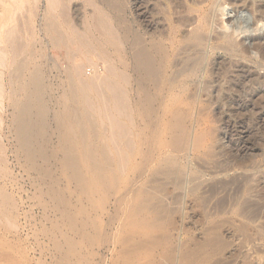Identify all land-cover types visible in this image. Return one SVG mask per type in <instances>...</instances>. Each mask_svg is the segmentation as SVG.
<instances>
[{
    "label": "rangeland",
    "instance_id": "1",
    "mask_svg": "<svg viewBox=\"0 0 264 264\" xmlns=\"http://www.w3.org/2000/svg\"><path fill=\"white\" fill-rule=\"evenodd\" d=\"M68 1L70 2L67 4ZM68 1L65 0L64 3V0H62V2L61 0H57L56 2L58 3H55L56 4L55 6L59 5V7H57L56 10L58 8L59 10H61L60 7L64 4L66 6L65 10L70 11L67 13V16H69L68 23L70 22L69 24H67V26L69 27V28L67 27L68 29L67 32L71 33L69 30L78 33L85 31V28L83 30L81 28L86 27V25H88L87 23L91 24L92 22V20H90L91 18L89 19L88 17L89 14H94L93 16L94 17L96 16V18L100 17V19L104 20V22L105 19H107L108 17L105 24L111 22L107 24V29L111 28V30L108 31L109 32L112 31V33L115 34V35L113 34L115 39L116 37L120 38L121 44H123L120 47V50L121 48L123 49L124 47H127L126 44L128 43L129 37H127L128 35L125 33L129 34L128 31L132 28V24L135 23V21H137V19H135V16L133 14L134 13L133 2L135 3V0H68ZM168 1L169 2H166L165 0H163V2L162 0H151V1L148 0V3L140 7L138 4V8H136L138 12L146 13L145 15L146 19L144 20L140 19V21L142 20L147 22L149 21L152 24L158 22L159 24H162L163 30H166L167 26L172 25L173 22L174 25L178 24L179 22L178 20L186 21V23L190 24L191 26L188 27L187 29L196 26L202 27L204 32L203 34H205V36L208 38V42H206L204 47L205 49L203 48L204 51L203 54L204 53L206 54L205 65H207L209 62L207 66L208 69L207 74H209L211 71L216 72L218 69H221L220 67L223 68L220 70V72L222 71L223 74L217 77L218 81L216 82L211 81V83H209L211 84L210 87H212V89L209 90L211 93L210 92L209 93L212 94V96L214 95L213 96L215 98L214 102L207 103L206 97L204 99V96H206L207 93L200 92L198 93V97H200L199 98L200 100L198 99L199 102L197 100L196 104H194L192 107L191 110L192 115L188 120V126H187L189 132L188 136H189L190 145L189 147H187V149H185V151L182 154H178L177 156L178 160L180 161L179 168L183 172V176L185 177L182 176L181 178H179L181 180L178 181L179 179L176 180V176H169V178H167L166 176H159L157 177L158 178L157 183L149 182L151 180V176L147 178V183L145 188L146 187L148 188V186L156 188L157 186V188L158 187L160 188V191L163 190L162 194H164L167 197V198L159 197L156 193L148 196L149 200H152L154 198V201L152 200L150 202L149 205L150 208L147 214L148 216L146 217L147 221L151 222L154 226V229H151L149 231V234L151 237L154 238H157L156 235H160L161 238L159 236L158 241H160L161 243L165 241L163 237H165L164 235H166V238L170 239V240L168 239L169 243L167 242L166 245L168 246L166 256L168 255L175 256L176 258H178V261L181 264H187V262L180 260L179 255H181L180 257H182L183 255L189 256V253L192 252L193 253L190 254L189 259L194 260V262H192L191 264H264V0H195V1L168 0ZM192 1L195 3L194 4L195 6L193 5V3H191ZM12 2L13 0L12 1L9 0V2L8 0H5V5H6L5 7L8 6L7 7L8 9L4 15H6L5 16L6 19H9L11 23L13 22L11 24L10 22L8 23L7 21L6 24H8V26H11L17 23V25L19 26V36L20 38H22V42L27 40L26 41L27 43L26 42L24 43L26 44L33 43L35 51H38L35 52V58L33 62L35 66L42 65V67L40 68L42 74L44 75V76L42 75L43 76L42 80L44 81L43 82L44 86L45 87L48 86L47 89H45L47 90L46 91L47 93L45 92L46 94L43 93L42 95V98H44L42 99L43 100L42 102H44L45 104L47 103L48 106L47 104L44 105V103H42L44 107L42 105L41 106L44 108L42 109V112L44 110L45 114L49 116L48 117L45 116V122L47 121L45 123V126L47 127L43 126L40 133V136L42 135L40 137V140H41V144L43 145V142L47 139L46 141L48 142L47 143H45L46 141L44 142L45 147L42 146L43 147L42 150L44 152V148L46 151L49 149L47 152L46 151L45 152L48 154H51V152H53L52 155L53 156L56 155L57 159L54 157L56 162L51 161L53 166L50 168L47 167L46 169H51V171L54 170L55 176L58 178L61 177L59 178L60 188H63L65 186L68 187V192L65 193V196H66V203L70 204V207L68 211L69 216L67 215V217H62L61 213L58 212H60V210H63L64 206L62 204L61 205L53 204L51 203L50 199L47 196H41L40 189L37 187L35 188L32 182V177L34 173L31 170L29 171L26 170L27 169L26 167H23L24 166L23 159L19 158V160L18 159L16 160V158L13 157L14 154H12L11 152L14 151L13 148L17 147V141L12 134L13 133L12 129H10L11 128V123L9 121L10 111L9 108L6 106L5 107L6 109H4L3 111L4 123H2L3 125L1 124L2 130L0 128V132L2 133H0V135L2 136L1 142L6 147L5 157L7 156L6 157L8 163L7 169L9 173H11V175L5 178L6 179L5 188L6 189L8 188L7 190H10L12 188L11 191L8 192L12 193L13 195L15 194L13 198L15 199V201H17L18 204V215L16 219V224H17L16 228L18 229L10 226H8V228L5 226L3 227L0 226V256L2 258V260H0L1 264H5V262L11 261L12 259L14 260V261L12 260L13 264H70V263L99 264V262L97 261L99 260L101 255L104 258V261L105 259L107 260L105 261V264H111V254L106 246L105 248H103L102 244L104 241L102 242V240L107 239L108 237L109 238L114 237V239H116L120 243L117 245L118 246L117 248L119 250V246H122L121 244L124 243L123 240H126L127 238L126 236L129 237L130 235V237L132 236V239L128 241L125 244V246L131 249H135L140 239L135 237V235L133 234L138 232L122 231L119 232L118 236L117 234L114 236V233L112 235V232L116 231L114 228H116L117 226L113 224L111 225L108 222L110 219L109 217L112 216L110 213L113 214V206L112 204H109L110 201L109 200L107 201V204H105L106 209L104 208V211L102 212L99 210L98 212L97 210L95 211L91 210L92 202L89 201V199L84 198L80 195L77 196L74 193L75 187L73 186V184L69 183V177L60 174L57 169L58 168L57 165H59L60 163V162L58 163V161L61 158V153H62V151L59 152L58 150V149L62 150L61 149L62 131H60L58 126L56 127L57 120L55 116L63 112L64 109L66 111L69 106L68 104L69 101L67 100V96L65 97L66 95L65 89H68V84H67L68 77L66 75V70H63L67 67V60L66 58H64L65 57L64 55L63 57L60 56L62 55L60 50L59 51L57 49L53 50L54 49L53 45L52 47H50L51 42L49 36L46 34V26L48 22L47 20H51V19L57 20L58 17L55 16H57V14L60 11L58 12L55 10V7H53L54 4L52 6L53 9L55 10L54 13L53 11H50L52 10V8L48 9L51 7V4L49 5V7H47V4L49 3L48 0H21L20 1L21 4L17 3L21 5V6L18 5L21 8L18 7L19 8V10H17L18 12L15 11L17 13H15V15L13 14L15 18L13 20L12 19L13 16L11 17L12 14L8 15L10 10L12 12V9L9 8ZM102 2L103 5H101ZM61 3L62 5L60 6ZM88 3H91L92 6L91 4L90 6H88L89 5ZM115 3L118 6H115ZM165 3L167 4L165 5ZM64 5L62 6V8L64 7ZM109 7H111L112 9H110ZM95 8L103 12L100 14L98 10L96 12ZM118 8L121 10H118ZM167 8L169 9L167 10ZM183 8L186 10H183ZM147 9L152 11L150 12ZM187 10L189 11L190 15H187L188 14ZM190 10L194 12L192 13L190 12ZM48 11L50 12V14ZM91 11H93L94 13L93 12L91 13ZM167 11L170 13H168ZM171 11L175 13L173 14ZM176 11L180 13L176 14ZM52 13L53 15H51ZM109 13H111V15ZM153 13L155 16L153 15ZM7 15L10 16L13 21ZM110 16L113 18H111ZM242 17L247 18L249 20V23L247 25L241 24L237 26L236 25L237 18H242ZM186 18L187 20H185ZM193 18L194 21L192 20ZM83 19H85L86 23L83 22L84 21ZM15 20H18V22ZM60 20H59V24L61 23L60 28L62 29L64 23L62 24L63 21L61 20L60 22ZM191 20L193 21L194 25L189 23ZM195 20L197 22H195ZM200 22L202 24L204 23L205 24L202 25ZM81 23L82 24L84 23L82 25L83 27L79 29L76 28L78 27L76 25L78 24L81 26ZM71 24L73 27H75L76 30L71 26ZM64 25L66 26V24ZM69 25L73 28V30ZM124 28L127 30H125ZM181 29L178 30L179 31L178 35L180 37L182 34L186 35L188 33L187 29H185L187 33L183 28ZM62 30L63 31L65 30L66 32V28L64 26ZM94 32L95 31L92 32L93 34L92 36L94 38L96 39L102 38L99 33L97 32L94 33ZM230 42L232 46L230 45ZM216 46L219 48H217ZM229 47H231L229 51L232 54H230L229 51L227 50L229 49ZM103 48L107 56V59L110 58L109 59L110 61L106 59V56H105V60L104 57H102L104 63V65H102V62H99L100 60L98 61L96 60V57L98 58V56L95 57L93 55H92L93 57L88 56L89 58L87 60L88 64L90 62L92 64L96 62L98 65L97 64L94 65L96 68L98 67L101 73L105 69L106 64L107 65L109 64L108 66H110L113 65L112 64L113 62L115 63L116 60H118L117 57L118 55L114 46H110L108 44V45H103ZM126 49L127 48L121 50L120 53L121 56L119 57H121L122 60L125 59ZM235 50L242 51V54L237 55L235 53ZM108 51L110 53H108ZM36 53L38 54L37 56ZM41 53L44 55H41ZM190 53L181 55L180 58H187L188 56L190 57V55H192L193 52L191 54ZM112 56L115 58L112 59ZM58 59H60L59 60L60 63L58 62ZM62 59L64 61L66 60L65 61L66 64L64 61H62ZM98 59H100V57ZM37 60L39 61L36 62ZM52 61L53 64L56 62L55 65L56 68H58L57 70H55L56 68H54L55 65L52 64ZM46 65L49 66L47 67ZM48 68H50L51 74ZM86 69L89 70V67H86ZM62 70L64 71V73ZM207 74L201 75V77H199L200 80L197 79V85L198 86L200 85L201 88L204 86L203 83L205 81L206 83L209 82V79H207L208 78ZM62 83L64 87L62 86ZM200 83H202V85ZM191 88L192 87H190V90ZM214 88H217V90L214 91ZM63 96L64 99H62ZM217 96L221 98L224 97L223 98L224 101L221 98H220L221 100H218ZM74 104L73 106H71L74 108H70V109L72 110L75 109L74 111H76V109L79 108L78 107L79 105L76 104V106L78 105L76 107ZM207 104H209V106ZM40 108H36L33 112L34 113H36L37 111L41 112ZM95 110L97 114L100 112L97 111L100 109H95ZM47 112L49 114H47ZM111 113H113L112 110ZM5 114L7 115L5 116ZM146 119L140 117L139 121L141 123V121L143 122ZM96 120L98 121V123H100V121L101 123L102 121L104 122L103 126L101 125L104 129H105L104 124L110 125L108 124L109 121H105L106 119L101 120V118L98 117V119ZM165 123L168 124V120ZM4 125L7 126L5 129H4L5 127ZM63 127L61 130L65 132L66 128L65 126ZM109 127L106 126L105 129L106 138H108L107 136L110 137L112 136V134L109 135L110 133H112L111 126ZM107 128H109L110 130ZM103 130L102 132H105ZM107 130L110 131L109 134L107 133L108 132ZM9 134L11 135L10 137ZM202 134H204L202 143L199 146L197 145V147L194 148L195 150L192 151V148L194 147L193 137ZM110 137L108 139L109 141H110ZM51 147L54 149L53 151L50 150ZM78 151L79 150L77 149L74 150L76 154L80 152ZM58 152L60 155H58ZM56 163L58 164L56 165ZM188 165L192 172L188 168ZM176 168L177 167H175V169ZM14 176H16V179ZM184 179L186 181H184ZM171 180L172 183L170 182ZM173 180L175 181L173 182ZM10 181H12V183L14 184V185L12 184V186H15L17 189L11 186ZM177 181L183 182L181 183V186L177 187L175 185ZM148 183H150L151 185ZM168 183H171L172 185L170 184L171 186L168 187ZM162 186L164 187V189H162L163 188ZM194 186L196 187L195 190H194L195 188ZM16 190H18L19 193L16 192ZM69 193H72L73 195L68 196ZM178 194L180 197H178ZM93 197L94 199H96L97 195L94 194ZM151 197L153 198L151 199ZM160 198H162V201L160 200ZM94 199L92 200L94 201ZM169 200L171 203H167L169 202ZM165 201L167 204L164 203ZM50 203L51 205H49ZM153 204L155 205V207H152ZM158 204L159 206H161L159 207L160 210L163 208L165 210L166 209L165 207H167L165 205L169 204L168 205L169 207H167V209L169 211H174V210L175 211L172 213L169 212L164 213V210H161L160 212L157 207ZM174 204L178 206H175L176 207L175 208L174 206H172ZM44 209L46 212L44 211ZM152 209H154L155 213L154 211L152 212ZM167 209L166 211H168ZM158 214L160 216H158ZM163 214H165L164 215L165 218L162 217ZM99 216H100V220H99ZM157 216L159 218H163L164 221L166 222L163 223L161 221L163 219L159 220L157 219ZM76 218H78V220H76ZM102 219L104 222H102ZM119 220L120 222H124L123 216H119L118 221ZM118 221H116V224L120 223ZM106 222L108 225L105 224ZM162 223L165 224V226ZM106 225H107V229H106ZM213 239L216 240L217 242L219 241V243L216 244L214 247L212 246L214 242L216 243V241H214ZM66 240L70 241L71 243L68 245L66 243ZM137 240L138 242H136ZM99 245L102 246L101 247L102 249L99 247ZM175 247H176V251L174 250ZM170 249L173 250V251L171 250L172 253L170 252ZM147 251H148L147 248L143 250L144 253ZM106 252H108L109 254ZM65 253L68 255L65 256L66 255ZM7 257L8 258L11 257V259L5 260V258ZM69 258L71 262H68ZM179 262H177V264H180Z\"/></svg>",
    "mask_w": 264,
    "mask_h": 264
},
{
    "label": "bare ground",
    "instance_id": "2",
    "mask_svg": "<svg viewBox=\"0 0 264 264\" xmlns=\"http://www.w3.org/2000/svg\"><path fill=\"white\" fill-rule=\"evenodd\" d=\"M17 1L18 0H13L12 4L8 3L10 4L9 8L12 9V12L9 9L10 12L8 14V15L12 14L11 17L13 16V14L15 15V13L18 12L17 10H19V8H21L20 7L21 0L18 2ZM56 1L57 0H48L49 3L47 4V7H49V5L51 4V7L48 9L52 8V10L50 11H53V13L56 10V8L59 7V5L55 6L56 5L55 3H58ZM165 1L169 2L168 0H165ZM69 2L70 1H68L67 4ZM17 3H20V4H17ZM64 3H65V0H64ZM146 3H148V0H135V3L133 2L134 4L133 14L135 16V19H137V21H135V23L133 24L131 23L132 28L128 31L129 34L125 33L128 35L127 37H129V39H128V43L126 44L127 47H124L127 49H126L125 59L123 60L121 59V57H119L121 56L120 55L121 50L124 49V48L123 49L121 48L120 50V47L123 44H121L120 38L116 37V39L118 40L115 39L114 37L115 34L112 33V31L109 32L111 28L107 29V24L111 23L109 22L105 24L108 17L107 19H105V22H104V20L100 19V17L96 18V16L95 17L93 16L94 14H89L88 17L89 19L91 18L90 20H92L91 24L90 23H87L88 25L85 24L86 27L82 26L84 23L83 24L81 23V26L78 24L76 25L78 26L76 28L79 29L83 27L81 29L83 30L85 28V31L78 33V32L69 30L71 32L69 33L67 32L68 31L67 24H69L70 22L68 23L69 16H67V13L70 11L65 10L66 6L64 4H63L64 7L62 8L63 5L61 3L60 4V6L62 5L60 7L61 10H59V8L56 10L58 12L60 11L58 13L59 15L57 14V16L55 17H58L57 20L61 19L63 21L62 24L63 23L66 24V26L63 24V26L66 28V32L65 30L64 31L62 30L63 26H62V29L60 28L61 23L59 24V20L58 21L55 19L47 20L48 22L46 26V34L49 36V39L51 42V46L50 44L49 46L52 47L53 45V48H54L53 50H56V49L58 51L60 50L62 54L60 56L63 57L64 55L65 56L64 58H66L67 60V67L63 70H66V75L69 79V80L67 79L68 89H65L66 90L65 97L67 96V100L69 101L68 109L66 111L64 109V111L61 112L59 115L57 113H56L57 114L56 116L53 114L57 120L56 127L58 126L60 131H62V140H61L62 150L58 149V146H57V149L59 150V152L62 151L61 158L59 157L60 159L58 161V163L60 162L59 165H57L58 163H56V165L58 166L57 168L58 172L60 174H63L64 176L69 177V183L73 184V186L75 187L74 193L77 196L80 195L84 198L89 199V201L92 202L91 210H94V211L97 210V212L99 210L102 212L104 211V208L106 209L105 204H107V201L108 200L110 201L109 204H112L113 206V214L110 213L112 216L109 217L110 219L108 222L111 225L113 224L117 226L116 228H114L116 231H113L112 235L114 233V236L116 234L118 236L119 232H122V231H132V232L137 231L138 233H134L133 235H135V237L140 239L137 247L135 249H131L129 247H126L125 244L132 239V236L131 237L130 235L129 237L126 236L127 238L126 240H123L124 243L121 244L122 246H119V250L117 248L118 247L117 245L120 243L119 241L114 239V237H110V238L108 237L107 239H103L102 242L103 241L104 242L102 246L103 248H105V246L108 248L111 254V264H175V263L177 264V262H179L178 258H176L175 256H171V255L166 256L167 255L166 252L168 249V246L166 245L169 239V238H166V235H164L165 237H163L165 241L161 243L160 241H158L160 235H156L157 238H154V237H151L149 234V231L151 229H154V226L151 222L147 221L146 217L148 216L147 214L150 208L149 207L150 202L152 200L154 201V198L151 197V199L152 198L153 199L149 200L148 196L156 193L159 197H165V198L167 197L164 194H162L163 190L160 191L159 187L158 189L157 186L156 188L149 187V186L148 188L147 187L145 188V186L147 183V178L150 176H151V180L149 181L150 183L151 182L157 183L158 181L157 177L159 176H166L167 178H169V176H176V180H178L179 178L183 176V172L179 168L180 161L178 160L177 156L178 154H182L185 151V149H187V147H189L190 145L189 136H188L189 132H188L187 126H188V120L190 119V116L192 115L191 114L192 107L194 104H196L197 100L200 98L198 97V93L200 92L207 93L206 96H204V99L206 97L207 103L214 102L215 100V98L213 97L214 95L212 96V94H210L211 92L209 91L210 89H212V87H210L211 84L209 83H211V81L212 82L218 81L217 77L223 74L222 71L220 72V70L223 69L222 67H220L221 69H218V70L216 68L217 70L216 72L211 71L209 74H207L208 73L207 66L209 62L207 65H205L206 54L205 53L203 54L204 52L203 48L205 47L206 42H208V38L205 36V34H203L204 32H203L202 27L196 26V27L187 29L191 25L186 23V21L178 20L179 21V22L177 21L178 24L175 23L176 25H174L173 24L174 22H173L172 25L167 26L166 30H163L162 24H159L158 22L152 24L149 21L148 22L143 21L144 19H146V16H145L146 13H140L138 12L136 8H138V4L140 7L142 5L144 6ZM191 3H193V5L195 4L193 1ZM88 4H89L88 6H90L91 3H88ZM166 4L167 3H165V5ZM101 5H103V2ZM5 6H6L5 0L4 1L0 0V128L2 127L1 124L4 123L3 122V119H4L3 111L4 109H6L5 107L7 106L10 111L9 113L10 114L9 121L11 123L10 129H12V132H13L12 134L17 141V147L13 148L14 151L11 152L12 154H14L13 157H15L16 160L17 159L19 160V158L24 160L23 167H26L27 168L26 170L28 171L31 170L34 173V175L31 173L33 175L32 182H33L34 187L39 188L41 192L40 193L41 196H47L50 199L51 203L58 204V205L62 204L64 206V209L60 210V212L58 213H61L62 217H67L70 204L66 203L65 193L68 192V187L65 186L63 188H60L59 178L61 177L59 178L56 177L54 170L51 171V169H46L47 167L50 168L53 166L52 164L53 161L56 162L55 161L56 155L53 156L52 155L53 152H51V154L46 153L49 149L46 151L45 148L43 152L42 146H44V144L47 143L48 141H46L47 140L46 139L45 140L46 142L44 141L45 143L43 142V145H42L41 140H40V137L42 136V135L40 136L41 130L43 126H45V123L47 122V121L45 122V116L48 117L49 115L47 116L44 110L42 112V109H44L43 108L44 105L47 104V103L45 104L44 102H42L43 101L42 99H44L42 98V95L43 93L47 91L45 89H47L48 87V86L47 87L44 86V83H43L44 81L42 80L44 76L40 69L42 65H38L40 66L38 67V66H35L33 62L35 58V52H38V51H35L33 43L26 44L27 40L24 41L26 43L22 42V38H20L19 36V26L17 25V23L11 25L13 22L11 23L9 19H6L5 17L6 15H4L8 9L7 8L8 6L7 7ZM52 6L55 7V10L53 9ZM115 6H118V5H116L115 3ZM109 8L112 9L111 7ZM184 8L183 10H186ZM66 9H69V8H66ZM95 9H96V12L97 10L99 11V9L97 8ZM168 9L169 8H167V10ZM118 10H121V9L118 8ZM93 11H91V13ZM149 11L151 12L152 10H149ZM177 11H176V14L180 13ZM102 12L103 11L101 10L99 11L100 14ZM190 12H192V10H190ZM53 13L51 15H53ZM109 14L111 15V13ZM187 15H190L189 11ZM8 17L11 19L10 16ZM197 17H194V18H197ZM194 18L192 19L193 21H194ZM12 19L13 20L15 19L14 16L12 17ZM140 19H143V20L140 21ZM83 20H84L83 22L86 23L85 19ZM185 20H187V18ZM196 20L195 22H197ZM7 21L8 23L9 22L11 23L10 24L11 26H8V24H6ZM15 21L18 22V20H15ZM191 21L189 23L194 25L193 21L192 22ZM248 23H249V20L247 18L242 17V18H237L236 20L237 26L241 24L247 25ZM72 27H71L72 30L73 28L75 29V27L73 28ZM181 28H183L184 30L187 29L188 33L185 30L187 34L186 35L182 34L183 36L181 35L180 37L178 35L179 34L178 30ZM93 31L99 33L102 38L100 39L94 38L92 36ZM209 40H212V39H209ZM233 43H236V42H233ZM108 44L110 46L115 47L117 55H118L117 56L118 60H116L115 63L113 62L112 63L113 65L108 66L109 64L108 65L106 64L107 68L105 65L104 70H103L104 68L103 66L102 68L103 71L101 73L98 67L96 68L94 65V64H97L96 62H94V64H92L91 62L88 64L87 60L92 55L95 57L98 56V58L100 57V59L96 57V60L97 61L100 60L99 62H102V65H104L102 57H104V60H105L106 54H105L103 45H108ZM230 45H231V42H230ZM230 48L231 47H229V49L227 50L229 51ZM190 52L191 53L193 52L192 55H190V57L188 56L187 58H180L181 55H184ZM108 53L110 52L108 51ZM235 53L237 55H241L242 51L235 50ZM37 55L38 54L36 53V56ZM41 55H44V54L41 53ZM113 58L115 57L112 56V59ZM106 59H107V56H106ZM39 60H37L36 62H38ZM59 60L60 59H58V62ZM53 61H52V64H53ZM62 61L64 60L62 59ZM55 63L53 65H55ZM86 67H89V70H87ZM50 68H48L49 72H50ZM54 68H56V65L54 66ZM57 69L58 68H56L55 70ZM203 74L208 75L207 79H209V82L206 83L205 81L203 83L204 86L201 88L200 85L199 86L197 85V79H199V77H201V75ZM200 84L202 85V83ZM62 86H63V83H62ZM190 87H192L191 90H190ZM215 90H217V88H214V91ZM220 98L221 97L217 96L218 100H221V99L223 100L224 97L221 99ZM62 99H64V96ZM42 103H44V105H42ZM74 103L79 105V106L77 105L79 107L77 108L79 111L77 109L76 111H74L75 109L73 110L70 109V108H74V107H71L73 106ZM76 104L74 105L76 106ZM207 105L209 106V104ZM36 108H40L41 112L37 111L36 113H34L33 111ZM195 108H196V105H195ZM95 109H100V110H97L98 112L100 111L98 113L99 115L97 114ZM92 110H93V113H92ZM111 110L113 111V113H111ZM47 114L49 113L47 112ZM6 115L7 114H5V116ZM97 116L101 118V120L106 119L105 121H109V123L108 122L106 123L110 125L104 124V127L106 129V126L108 127L111 126L112 133H110V131L107 130L108 131L107 133L108 134L110 133L109 135L112 134L111 137L110 136H107L108 138L105 137L106 131L102 127L104 122L102 121L101 123V121L99 120L101 124L98 123V121L96 120L98 119ZM140 117L145 118V119L147 118V119L143 122L141 121L140 123L139 121ZM167 120H168V124L165 123ZM193 121H194V118H193ZM63 126H65L66 128L65 132L61 130ZM6 127L7 126H5L4 129ZM102 130L105 132H102ZM10 136L11 135L9 134V137ZM109 137H110V141L108 140ZM1 138L2 136L0 135V226L2 227L5 226L7 228L8 226H10V227L16 228L17 226L16 219L18 215V204H17V201H15V199L13 198L15 194L13 195L12 193H9L12 188L10 186H9L11 188L10 190H7L8 188L7 189L5 188L6 187L5 178L10 176L11 173H9L7 169V164H8L7 159H6L7 156L5 157L6 147L1 142L2 141ZM203 138H204V134L196 135L193 137L194 147L192 148V151L195 150L194 148H196L197 145L199 146L202 143ZM76 149L80 151V152L78 151L79 152L78 154L74 152V150ZM50 150L53 151L54 149L51 147ZM59 152H58V155H60ZM184 166H185V163H184ZM175 167L177 168L175 169ZM188 168L190 169L189 165H188ZM14 177L16 179V176ZM180 180L181 179H179L178 181ZM174 181L175 180H173V182ZM184 181L186 180L184 179ZM10 182L12 186L13 183L12 181ZM170 182L172 183V180ZM177 182L175 183L177 187L181 186V183H183V182H178V183ZM171 183H168V187L172 185ZM16 186H17V183H16ZM12 187H15V186H12ZM162 189H164V187ZM195 189L196 187L194 188V190ZM16 192L19 193L18 190H16ZM94 194L97 195V198L95 197L96 199H94L93 197ZM71 195L73 194L69 193L68 196H71ZM178 197H180L179 194H178ZM92 199H94V201ZM160 200L162 201V198H160ZM51 203L49 205H51ZM164 203L167 204L171 202L169 200V202L166 203L165 201ZM168 205H165V206L169 207ZM172 206L175 207L178 205L174 204ZM152 207H155V205L153 204ZM157 207L159 209V207L161 206H159L158 204ZM167 207L165 208L167 209ZM166 209L164 210L163 208L161 210H164V213L166 212L172 213L175 211V210L169 211L168 209H167L168 211H166ZM161 210L159 209L160 212ZM153 211L154 209H152V212ZM164 215L165 214L162 215L163 218H165ZM119 216H123L124 222H120L121 218L118 221ZM158 216L160 215L158 214ZM158 216H157V219L159 220L163 219V218H159ZM107 218H108V215H107ZM76 220H78V218H76ZM99 220H100V216H99ZM116 221L120 223L116 224ZM161 221L163 223L166 222L164 221V219ZM102 222H104L103 219H102ZM105 224H107V222ZM107 225H106V229H107ZM163 225L165 226V224ZM99 237H100V234H99ZM136 242H138V240ZM66 243L69 245L71 242L66 240ZM218 243L219 241L218 242L216 241V243L214 242V244L212 243L213 244L212 247H214ZM102 246L99 245L100 248ZM146 248L148 251L144 253L143 250ZM171 250L172 249H170V252L172 253L173 250L172 251ZM174 250L176 251V247ZM192 253H189V256ZM67 255L68 254H66L65 256ZM180 256L181 255H179L180 260L186 261L187 264H191L192 262H194V260L189 259L190 257L188 255H183L182 257ZM7 259H11V257L5 258V260ZM0 260H2L1 256H0ZM12 260L8 261L9 263L5 262V264L6 263L13 264L14 260L13 261ZM105 261L107 260L105 259ZM105 261L101 255L97 262H99V264H105ZM68 262H71L70 258ZM0 264H1V261H0Z\"/></svg>",
    "mask_w": 264,
    "mask_h": 264
}]
</instances>
